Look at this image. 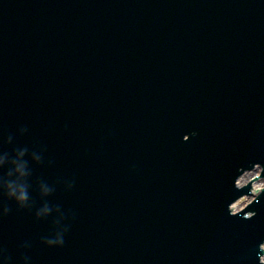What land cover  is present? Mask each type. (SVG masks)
Here are the masks:
<instances>
[{
  "label": "water",
  "instance_id": "obj_1",
  "mask_svg": "<svg viewBox=\"0 0 264 264\" xmlns=\"http://www.w3.org/2000/svg\"><path fill=\"white\" fill-rule=\"evenodd\" d=\"M256 163L264 0H0V264H263Z\"/></svg>",
  "mask_w": 264,
  "mask_h": 264
}]
</instances>
